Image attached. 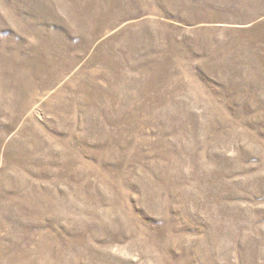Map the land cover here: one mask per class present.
Instances as JSON below:
<instances>
[{"label":"rangeland","instance_id":"374dc122","mask_svg":"<svg viewBox=\"0 0 264 264\" xmlns=\"http://www.w3.org/2000/svg\"><path fill=\"white\" fill-rule=\"evenodd\" d=\"M0 264H264V0H0Z\"/></svg>","mask_w":264,"mask_h":264}]
</instances>
